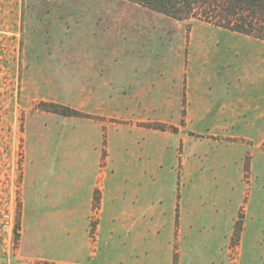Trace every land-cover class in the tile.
<instances>
[{
	"label": "crops",
	"instance_id": "obj_1",
	"mask_svg": "<svg viewBox=\"0 0 264 264\" xmlns=\"http://www.w3.org/2000/svg\"><path fill=\"white\" fill-rule=\"evenodd\" d=\"M114 28L108 25L100 35L105 45L43 46L22 59L24 99L59 103L88 117L23 108L21 240L15 260L175 264L177 255V264H199L203 251L204 260L216 264L223 235L214 231L223 225L203 221L190 207L191 183L206 175L190 172L199 152H192L185 130L226 131L252 110L248 126L263 133V105L253 109L246 96H236L237 86L218 77L216 46L202 48L190 65L181 62L180 47L177 57L159 61L151 55L153 47L136 37L111 45ZM154 123L178 131L147 126ZM262 141L258 148L264 154ZM226 215L221 212L219 219L231 229L235 215ZM217 236L218 259L215 248L214 257L208 253Z\"/></svg>",
	"mask_w": 264,
	"mask_h": 264
},
{
	"label": "rangeland",
	"instance_id": "obj_2",
	"mask_svg": "<svg viewBox=\"0 0 264 264\" xmlns=\"http://www.w3.org/2000/svg\"><path fill=\"white\" fill-rule=\"evenodd\" d=\"M135 18L133 22L128 20ZM108 25L115 27L109 34L111 45L128 44L136 37L144 45L153 47L151 55L159 61L168 55L177 57L180 47L181 62L190 65L195 63L202 48L216 46L213 57L219 59L222 73L218 77L237 86L236 96H246V100L254 104L253 109L255 104L264 108V41L200 21H177L127 0H0L2 264H18L14 229L22 204L26 117L23 108L32 112L39 103L22 96V59L27 61L31 51L43 46L105 45L99 37ZM253 116L250 110L246 117L237 118L232 128L222 132L199 134L193 129L185 130L192 152H199V159L192 161L190 172L208 177L201 183H191L190 207L200 212L203 221L210 218L223 225L221 230L214 231L216 235L220 231L223 235L222 259L216 264H264V154L258 148L264 140V132H256L248 126ZM178 169L182 173V156ZM223 211L226 216L235 215L231 229L219 219ZM240 214L244 217L243 227L239 241L236 237L233 242ZM210 241L208 253L214 257L215 248L218 259L219 238ZM203 254L199 251L198 262L208 264Z\"/></svg>",
	"mask_w": 264,
	"mask_h": 264
},
{
	"label": "trees",
	"instance_id": "obj_3",
	"mask_svg": "<svg viewBox=\"0 0 264 264\" xmlns=\"http://www.w3.org/2000/svg\"><path fill=\"white\" fill-rule=\"evenodd\" d=\"M133 4L162 14L177 21H200L217 28L240 35L264 41V0H127ZM184 100V104H185ZM39 111L52 112L63 116L88 117V115L72 109L69 106L54 102H39ZM147 126L162 130L177 132L178 128L166 124L154 123ZM264 150V143L262 146ZM100 206V195H95V208ZM243 215L240 214L232 241L237 239L243 227ZM22 204L19 205L18 222L15 226L16 250L21 240ZM95 223L92 234L95 232ZM233 244V243H232ZM238 244V243H234ZM2 264V263H0ZM49 264V263H44ZM177 264V255L175 257Z\"/></svg>",
	"mask_w": 264,
	"mask_h": 264
}]
</instances>
